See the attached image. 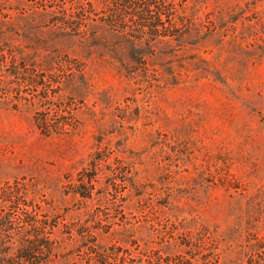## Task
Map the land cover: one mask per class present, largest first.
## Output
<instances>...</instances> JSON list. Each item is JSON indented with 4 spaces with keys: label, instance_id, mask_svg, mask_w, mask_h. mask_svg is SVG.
<instances>
[{
    "label": "rangeland",
    "instance_id": "obj_1",
    "mask_svg": "<svg viewBox=\"0 0 264 264\" xmlns=\"http://www.w3.org/2000/svg\"><path fill=\"white\" fill-rule=\"evenodd\" d=\"M65 6L0 0V49L36 75L1 68L0 185L55 223L50 264H264V0H188L149 43Z\"/></svg>",
    "mask_w": 264,
    "mask_h": 264
},
{
    "label": "trees",
    "instance_id": "obj_2",
    "mask_svg": "<svg viewBox=\"0 0 264 264\" xmlns=\"http://www.w3.org/2000/svg\"><path fill=\"white\" fill-rule=\"evenodd\" d=\"M62 1L71 17L56 20L57 24L77 32L89 22H98L124 34L134 43L165 38L177 40L182 35L178 26L187 28L189 24L186 18L177 17L188 0ZM3 64L9 65L8 70L13 75H21L26 82H33L30 76L36 77L30 75L27 65L14 54L0 49V73ZM46 73L47 70H43L40 74L45 76ZM48 121L46 113L34 116V125L44 136L55 132ZM26 194V187L22 184L5 182L0 185V264H50L55 247L50 236L55 223L49 220L39 205L29 204ZM261 241L264 240L253 245L251 252L264 248ZM99 257L106 262L108 255L101 254ZM182 259L176 256L173 260L167 258L165 262L182 264Z\"/></svg>",
    "mask_w": 264,
    "mask_h": 264
}]
</instances>
